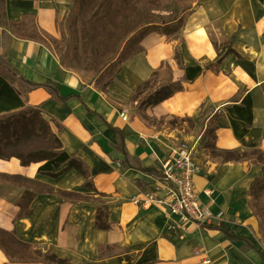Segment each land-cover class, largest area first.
<instances>
[{
    "label": "crops",
    "instance_id": "0c3cea01",
    "mask_svg": "<svg viewBox=\"0 0 264 264\" xmlns=\"http://www.w3.org/2000/svg\"><path fill=\"white\" fill-rule=\"evenodd\" d=\"M191 2L195 9L173 40L157 32L148 34L142 40L144 50L129 58L112 84L102 89L85 72L64 65L52 48L14 33V22L22 21L24 14H33L39 28L61 38V24L73 0L5 1L0 11V55L27 79L53 82L63 95H80L82 101L71 97L63 102L39 87L22 97L27 106L39 107L47 120L54 117L61 123V130L53 122L51 126L63 148L89 165L94 188L105 196L100 202L90 200L98 195L83 185L85 177L74 168L51 176L39 171L43 162L23 165L17 157L0 158V230L14 234L33 249H52L75 264H264L245 241L231 240L219 229L183 222L177 213L134 201L155 190L161 179L133 164L160 169L178 149L184 129L167 123L146 124L129 101L132 91L163 62L172 67L174 79L184 75L174 59V45L179 40L187 65L211 63L224 55L220 72L207 70L194 82L185 83L183 90L150 106L147 113L166 120L201 116L202 122H196L186 137L193 139L196 161L203 166L195 185L201 203L214 214L207 223L223 222L264 250L248 195L252 180L262 175V167L249 161L219 163L197 146L208 131L209 117L219 112L217 151H264V0ZM0 71L22 90L16 77L3 67ZM240 88L252 96L254 121L250 132L238 139L223 107L234 100ZM197 128L202 129L201 135L195 133ZM122 137L127 153L116 147ZM209 189L214 192L207 194ZM158 194L163 196L164 191ZM27 197H32L30 212L18 216L19 202ZM99 206L110 210V229L96 227ZM100 244H118L126 250L100 259ZM0 264L46 263L11 262L0 248Z\"/></svg>",
    "mask_w": 264,
    "mask_h": 264
},
{
    "label": "trees",
    "instance_id": "16d2710c",
    "mask_svg": "<svg viewBox=\"0 0 264 264\" xmlns=\"http://www.w3.org/2000/svg\"><path fill=\"white\" fill-rule=\"evenodd\" d=\"M6 0H0V11L4 9ZM86 0H73V7L64 20L66 31L63 33V41H66L67 35L69 42L67 45L66 55L78 43L79 34L78 26L83 31L82 41L86 49V60L89 65L95 68L106 67V71L111 69V76L105 81H97V84L102 89L112 84L115 76L120 71L122 65L134 55L144 50L142 40L150 33L157 32L165 35L167 40H173V36L186 25L188 16L194 11L191 0H176L179 3L178 10L174 9V0H91L93 7L89 13L82 17L79 22L78 18L81 12L82 2ZM168 5V7H166ZM137 18V19H136ZM136 19V20H134ZM104 22L112 29L119 33V37L112 49L104 50L101 42L100 33L97 32L96 24ZM16 25H19L16 29ZM14 33L21 38L31 39L41 42L46 46L51 47L52 42L61 43L60 40L42 30L34 23L33 14H24L22 21L14 22ZM100 38V40H99ZM181 41L179 40L174 45V59L178 66L184 69V75L180 79H174L172 67L163 62L156 69L152 76L144 83L137 86L131 93L129 101L134 105L137 104V113L139 117L148 125L159 126L166 122L165 116L157 118L150 116L147 109L154 106L169 97L177 91H181L185 87V83L194 82L200 75L207 70L220 72V66L224 59V55L211 63L197 62L192 65H187L184 62L181 50ZM107 51V52H104ZM233 51V50H230ZM239 57L240 55L234 51ZM65 60L62 61V63ZM0 67L5 68L12 76L16 77L22 87L20 91L16 88L9 79L0 71V158L9 159L17 157L23 165L31 162H43L39 167L41 173L51 176H58L70 168L79 171L84 177V186L95 190L98 196H90V200L100 202L101 197L105 194L98 192L94 188L93 177L90 172L89 165L82 160L77 154L67 152L53 131L51 122L55 123L57 128L61 130V123L54 117L47 120L39 107L27 106L26 99L28 92L42 87L46 89L51 96L63 102H66L71 97L81 99L78 93L63 95L53 82L37 83L23 76L16 67H14L4 56L0 55ZM166 71L161 75L162 71ZM157 80L158 84H153ZM156 81V82H157ZM204 106V104H203ZM208 110V109H207ZM204 110V113L207 112ZM102 121L107 123L104 118L95 110H92ZM223 111L229 117L234 134L238 139L245 137L252 128L254 121L253 99L246 88H240L233 101L223 107ZM221 113L216 112L209 117L210 137L207 145L208 154L211 158L216 159L219 163L227 162H243L249 161L255 165L262 167V175L254 178L251 182L249 195V205L259 222V232L264 241V151L261 148H256L252 151L226 150L219 152L216 150L215 142L217 139V117ZM201 116L195 120L200 119ZM184 118L173 116L174 120ZM108 124V123H107ZM110 125V124H108ZM116 128L115 126H112ZM117 129V128H116ZM26 135L43 137L50 146L41 150L40 153H31L28 155L20 154L13 150V146L18 145L23 141ZM116 147L121 148L124 153H127L123 142V137ZM211 149V150H210ZM136 168L154 175L158 179L163 180L164 176L160 169L155 167H146L140 164H133ZM32 197H27L19 202L20 212L18 216L29 214V201ZM110 210L107 206H99L96 212V227L101 229H110L113 225L109 219ZM202 226L213 227L222 231L231 240L245 241L249 246L256 249L264 261V250L258 249L253 240L249 237H244L236 234L228 225L221 222L220 224L203 223ZM1 239L0 248L5 252L11 262H44L46 264H75L70 260L59 257L52 249L41 251L33 249L30 245L20 242L14 234L0 230ZM15 242L21 247H14L5 242ZM27 250L29 255L18 256L20 251ZM126 250L125 247L118 244H100L98 246L99 258H107L114 255H119ZM81 264V263H79Z\"/></svg>",
    "mask_w": 264,
    "mask_h": 264
},
{
    "label": "rangeland",
    "instance_id": "374dc122",
    "mask_svg": "<svg viewBox=\"0 0 264 264\" xmlns=\"http://www.w3.org/2000/svg\"><path fill=\"white\" fill-rule=\"evenodd\" d=\"M173 2H174L173 3L174 9L178 10L180 4L177 3L176 0H174ZM92 7H93V2H91V0H86V1L82 2L81 12H80V15L78 18L79 22L82 20V17L85 14L89 13V11L92 9ZM166 7H168V5H166ZM136 19H134V20H136ZM61 27H62V31H66L64 23L61 24ZM96 27H97V32L100 33V35H101L98 37L101 38V42L104 46V50L109 51L115 45L117 38L119 37V33L117 31H115L114 29H112L107 24H104V22H98L96 24ZM63 33L64 32H62L61 38L55 37L58 40H60L61 43L50 41L52 50L60 57L61 61L65 60V62H63V64L70 67L71 69L85 72L89 78L96 80V82L97 81L101 82L102 80L106 81L111 76L113 69L106 71L105 73H102L103 71H105L106 67L95 68V66L89 65L90 64L89 61L86 60V49L83 46V41H82L83 31H82L81 27L78 26V34H79L78 43L73 47V49L71 51H69L67 53V55H66V51H67V45L69 42V37L67 35L66 41H63ZM100 38H99V40H100ZM107 51H104V52H107ZM165 72H166L165 70L162 71L161 75L162 74L164 75ZM156 81L157 80L153 81V84L154 83L158 84V81L157 82ZM134 107L136 108V112H137V104L136 103L134 104ZM182 118H184V117H182ZM195 119L196 118L190 117V118H185V119H181V120H174L172 118V119H169L167 122L162 123V124L167 123V125H169L171 127L176 126V127H180L181 129H184L182 137L180 136L182 139H181V142H180L178 148H181V147H190L191 148V147H193V139H188L186 137V133H191L194 130V127L196 126V122L198 124H200L202 122L201 117L198 120H195ZM209 124L210 123L208 120L207 125L209 126ZM207 130L208 131H206L204 133V135L201 137V140L197 146L201 147L200 149L205 148L207 150V153H208L207 145L208 144H209V146L211 145V143L209 142L211 129L208 128ZM201 132H202L201 128H197L195 130V133H197L198 135H201ZM49 146H50V143L47 142L43 137L26 135L23 138V141L21 143H19L16 146H13V150L17 151L20 154H24L26 156V155L31 154V153H40L41 150H45ZM196 154H198V152L195 149L193 151V156L195 158H197ZM3 240H6V239H1V234H0V241H3ZM5 243H7L9 245H13L15 248L21 247L20 245H18L15 242L7 241ZM17 254H18V256H25L27 254L29 255V252L27 250H23Z\"/></svg>",
    "mask_w": 264,
    "mask_h": 264
},
{
    "label": "built area",
    "instance_id": "2783aa9c",
    "mask_svg": "<svg viewBox=\"0 0 264 264\" xmlns=\"http://www.w3.org/2000/svg\"><path fill=\"white\" fill-rule=\"evenodd\" d=\"M193 151V147L173 150L161 165L164 179L160 185L142 199L134 198V201L145 207L155 205L170 210L180 215L183 222L201 225L210 221L214 214L209 206L201 203L195 185V177L201 173L202 165L196 161ZM161 189L163 196L158 194ZM213 192V189L206 191L207 194Z\"/></svg>",
    "mask_w": 264,
    "mask_h": 264
}]
</instances>
